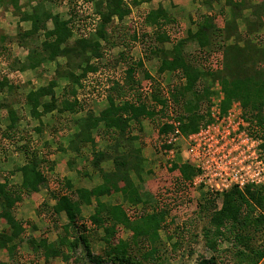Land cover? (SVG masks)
<instances>
[{
	"label": "trees",
	"instance_id": "16d2710c",
	"mask_svg": "<svg viewBox=\"0 0 264 264\" xmlns=\"http://www.w3.org/2000/svg\"><path fill=\"white\" fill-rule=\"evenodd\" d=\"M48 1L55 4L56 0ZM58 1L62 3L65 1L66 18L61 17L59 13L54 15L47 12L36 13L38 8H33L35 13L20 14V21H29L30 29L22 32L19 39H31L34 44L19 68L22 71L34 69L44 62L53 61L58 56L64 57L66 65L56 69L57 77L79 86L84 95L85 90L80 85V81H84L89 71L96 73L99 71L98 67L104 68V65L111 71L118 60L109 50L115 45L123 47L118 57L124 65L126 64V67L118 71L120 72L118 80H112L109 84V93L106 96L108 106L98 115L87 112L81 120L83 129L80 132L84 135L83 132L86 130L88 136L89 132L90 134L94 132V137L99 135L106 140V147L117 153L113 158L114 168L111 172L100 170L103 183L93 189H71L69 182L64 180L63 189L60 192H49L53 204L43 202L42 209L50 211L54 220L59 221L60 213H64L67 220L60 226L61 232L57 240L49 243L46 238L37 240L33 236L24 238L25 228L30 222L16 219L14 216L17 203L23 196L36 192L38 186L46 181L51 170L47 166L37 169L34 159L27 161L19 168L20 184L13 186L6 183L0 184V221L4 227L0 232V249H5L8 259L14 261L19 253L20 244L24 242L31 253L43 259L45 263L54 257H59L62 262L68 263L73 260L74 253L82 244L89 261L96 264L102 263L99 255L90 254L87 237L89 228L80 215V206L90 205L91 197H93L95 206L93 213L88 217L90 225L102 229L101 241L106 245V254L109 258L119 261L125 257L128 247V241L117 236L119 226L127 229L131 239L134 241L138 239L140 244L158 239V228L166 223L165 218L168 212L166 205L169 207V203H166L165 207L159 206L157 196H149L148 191H142L139 185L144 182L143 175L152 173L149 169L143 170L145 160L141 156V145L136 144L144 132L143 122H148L154 128L155 140L159 145L158 151L168 148L166 139L174 130L173 122H180L178 126L180 132L188 135L209 120L211 101L208 100V96L211 92L206 83L209 80L211 82L217 80L222 92L219 104L221 111L225 112L233 100L239 102L246 120H249L264 138V81L255 79V75L252 77L251 72L255 69H248L246 65L247 61L255 67L260 60L253 59L252 56L240 58L241 53L246 52L249 47L250 52H258L251 47L261 49L260 46H264L261 40L253 42L251 38L254 33L251 34L252 30L248 23L250 16L257 14L249 10L241 18L239 5L246 0H225L231 10V17L225 22V26L219 27L213 16L202 15L194 29L184 30V34L173 38L172 48L165 50L160 44L170 41V36L163 28L170 21H168V14L160 8L146 13L139 12L133 22L131 21L127 27H122L123 20L131 14L130 7L138 5V0H82L80 5H77L78 0ZM257 1L258 7L262 10V13L257 15L260 18L257 25L262 26L263 0ZM12 2L16 7L18 0H12ZM47 19H50L52 23L50 30L45 27ZM160 19L163 22L159 24ZM237 19L241 20V23L243 20L244 32L240 35L234 29L235 26L238 27ZM147 25L153 27L152 37L147 32ZM122 28H125L124 34H121L116 42H110V38ZM75 31L77 37L71 40ZM227 31L231 35L235 32L238 38L229 46L223 44L231 37L226 33ZM224 32L226 36L222 41L221 36ZM40 36L42 40L38 43L37 39ZM239 41L243 42L242 46L237 43ZM135 43H141L144 59L151 62L154 57L160 58L157 74L170 75L165 86L155 81L146 72L141 60L129 59V50ZM190 47L194 49L191 54L187 51ZM103 57L106 64L101 65L98 61ZM95 58L97 61L94 63L98 64V67L91 63V60ZM138 69L142 72L139 76ZM174 75L177 78L176 82H173ZM146 79L152 81L148 97L141 92V82ZM54 86L55 79H51L47 87L27 95L26 102L31 106L32 116L38 117L55 108L58 112L73 113L81 109L74 87H71L69 91L63 90L64 93H61L63 98L59 99V107H57ZM4 87L12 91L16 85L3 75L0 77V91ZM43 95H49L50 100L42 103L41 111L38 112L39 99ZM2 107H7L6 100H0V109ZM176 109L179 110L174 115ZM13 115L14 113L9 112V117ZM13 121H15L14 118L11 119V122ZM134 131H136L135 135L132 134ZM89 141L92 139L89 138ZM106 155V150L97 151L91 162L94 166H98L105 160ZM162 167L166 170V174L158 178L159 184L169 185L165 186L168 194L172 192V195L177 194L180 198L184 197L185 200L192 201L191 178L196 173L194 167L189 163L172 164L171 167L162 164ZM114 192L121 194L130 210L125 209L122 204L103 200V197ZM210 195L213 194L203 197L204 203L198 202L200 210L206 211L208 208L206 202L209 206L212 205L216 195ZM221 196L220 207L214 209L208 218L209 227L204 232L206 246L214 251L212 246L226 232L231 240L233 254L248 264H257L264 252L251 248L249 236H244L241 232L251 227V222L256 224L254 230L264 222V219L259 216L254 220L249 219V213L253 208L260 207L264 202V185L246 186L243 190L231 188ZM152 251L150 248L149 254Z\"/></svg>",
	"mask_w": 264,
	"mask_h": 264
},
{
	"label": "crops",
	"instance_id": "0c3cea01",
	"mask_svg": "<svg viewBox=\"0 0 264 264\" xmlns=\"http://www.w3.org/2000/svg\"><path fill=\"white\" fill-rule=\"evenodd\" d=\"M33 4V0H30ZM139 4L136 6H131V14H138L139 12H150L155 11L157 9H162L168 14V24L164 25V29L166 30V34H169L170 27L174 24L180 27L181 34H184V30L187 29H194L195 24L199 20L200 16H213L215 18V22L219 27L225 26V22H227L231 17V10L230 7L226 3H220V0H138ZM225 0H223L224 2ZM22 0H18L17 6H14L12 0H0V9H12L14 11L18 10L20 14L22 12H26L27 14L35 13L33 12V8H40L41 2H36L33 6H28L32 10H26L23 6ZM30 2V3H31ZM50 3V5H47ZM52 4V5H51ZM64 4V3H63ZM43 7L47 11V13L54 15L58 14L59 12L53 13V3L49 2L48 0H43ZM52 6V7H51ZM48 7V8H47ZM64 9L61 10L60 15L63 18H66V6L63 5ZM93 8V7H92ZM135 11V12H133ZM249 9L243 11L240 15L243 18L244 13L247 14ZM19 14V16H20ZM130 14V15H131ZM129 15V16H130ZM136 15L133 17L135 19ZM128 16V17H129ZM127 17V18H128ZM18 20L19 17H17ZM16 19V18H15ZM50 20V19H47ZM237 26L239 27V22L241 20L237 19ZM114 23H116V19H114ZM51 22V20H50ZM163 21L160 19L159 24ZM19 24H23L24 28H20L18 30V36L16 33V46L14 43L10 42L9 47L12 50V56L7 60H10L11 67L9 68L10 74H2L8 77L9 81L16 85L12 91L7 87H4L0 91V100H6L7 107H2L0 109V184L6 183L7 185H17L21 183V173L19 172V168L22 167L27 161L34 159L36 162V167L41 168L43 166L50 167V172L47 175L46 181L41 183L38 186V190L36 192H32L28 195L22 197L20 202H18L16 211L14 212V216L16 219H20L23 221H29V225H35V227H39L40 218L42 215V203L46 202L47 204H53V200L50 199L49 192L55 191L60 192L63 187L64 180H67L71 186V189H93L96 186H99L103 183L102 173L103 172H111L114 168L112 162L101 161L98 166H94L91 162L94 156V153L99 151L98 141L104 139L101 136H95L94 132H89L84 130V135L81 134V130L83 129L81 126V120L85 117L87 112H91L93 115H98V113L105 109L107 104V94L108 85L106 86V95L104 100L96 102L90 100L88 94H82V88L77 85L71 84L68 80L64 78L57 77L56 69L58 67H62L66 63V58L64 57H56L53 61L44 62L39 67L34 69H24L23 71L17 67L16 64L22 63L24 58L30 53L34 43H32L31 39L24 38L19 39L20 34L22 32L28 31L30 29V22L29 21H19ZM122 24L126 25L125 20H123ZM11 24H7L10 26ZM47 22H45V26ZM52 25V23H51ZM155 26V25H153ZM156 27V26H155ZM12 28V27H11ZM120 28V27H119ZM47 30L52 29V27L46 26ZM146 29H150L148 33L149 36L152 37V30L153 27L146 26ZM75 33V32H74ZM7 37H12V35L7 34ZM77 37L73 34L71 40H74ZM170 41H164L160 46H162L165 50H170L172 48V40L173 37H169ZM6 36L3 37L0 35V42L5 41ZM10 39V38H9ZM117 39V38H116ZM42 37L40 36L37 39V42H41ZM118 40V39H117ZM113 42V38H110V42ZM116 42V40L114 41ZM2 44V43H0ZM136 45V43H135ZM134 45V46H135ZM3 46V45H2ZM30 46V47H29ZM4 47V46H3ZM118 48V53L123 49L121 45H115L111 47L109 51L112 52L113 48ZM6 48V47H4ZM8 50V48H6ZM16 49V50H15ZM118 53L113 55L116 57L117 65H115V69H124L125 67H121L124 65L123 61L119 60ZM9 54V53H7ZM10 55V54H9ZM129 55V54H128ZM137 55V54H136ZM137 57V56H136ZM130 60H132L129 57ZM160 59V58H159ZM158 58H152L150 63H156L154 70L157 74V67H158ZM136 60H141L143 64L149 62L148 60L142 57V52L139 51L138 58ZM97 59H92L91 63H93L96 67L99 65L94 63ZM99 64L104 65L106 64V60L103 57L101 60L98 61ZM4 65V63H3ZM47 66V68L45 67ZM52 66V67H51ZM117 66V67H116ZM13 67V68H12ZM14 67H16L14 69ZM51 67V68H50ZM53 68V70H51ZM101 68V67H98ZM103 68V67H102ZM114 68L111 71H114ZM104 72H109V68L104 65ZM118 71V70H115ZM99 72V71H97ZM96 72V73H97ZM77 73V72H76ZM93 71L88 72L86 74V78H92L96 74ZM11 75V76H10ZM17 76H22V79L17 80ZM1 77V76H0ZM55 79V86L53 87L54 98L56 100V105L59 107V99L61 100L63 96L61 93L64 91H69L71 87H74L75 92L77 93L76 98L77 101L81 103V109L78 112H69L63 111L58 112L57 109H53L49 112L42 113L38 117H34L31 114V106L27 104L26 98L30 92L36 93L41 88H45L48 85L49 80ZM31 84H28V83ZM84 82V81H82ZM80 85L84 86L81 81ZM64 90V91H63ZM87 92V91H86ZM17 93V94H16ZM80 93V94H79ZM79 96H81L79 98ZM86 96V97H85ZM65 97V96H64ZM69 97V96H67ZM50 100L49 95H43L41 99H39L40 104L37 106L38 112L41 111V104L46 103ZM85 100V102H83ZM5 102V101H4ZM117 102V101H116ZM95 103L97 106L94 107ZM9 112L14 113V115L9 117ZM15 119V121L11 122V119ZM136 132V131H134ZM134 135V134H133ZM89 138L92 141H89ZM105 140V139H104ZM103 140V141H104ZM106 141V140H105ZM142 152V150H141ZM141 156L144 158L145 156ZM133 175V174H131ZM52 177V178H51ZM50 178V180H49ZM135 179V177H133ZM62 181V182H61ZM120 185L118 182L117 185ZM118 185V186H119ZM118 200V203L114 204H125L122 196L120 193H112L111 195H107L103 197L105 200L108 198H113ZM102 199V198H101ZM103 199V200H104ZM104 200V201H105ZM93 203L95 204L94 198L91 197L90 205H81V213L80 215L83 216L84 208L89 209V211H93ZM139 207V206H138ZM40 213V214H39ZM93 213V212H92ZM90 213L89 215H91ZM39 218V220H38ZM42 219V218H41ZM67 222L64 213L59 214V225H63ZM26 226L25 229L29 227ZM45 225V230L48 229L49 231L52 229L51 226L48 224H42V227ZM4 227L0 228V232ZM61 232V228L59 226L58 231L55 232L54 239L46 238L48 232H46L43 236H39L36 234L33 236L36 240L39 238H46L49 243L54 242L57 239V236ZM54 240V241H53ZM23 243L20 244V246ZM25 245V243H24ZM6 252L5 249H0V255ZM29 252V250H28ZM4 261V260H3Z\"/></svg>",
	"mask_w": 264,
	"mask_h": 264
},
{
	"label": "rangeland",
	"instance_id": "374dc122",
	"mask_svg": "<svg viewBox=\"0 0 264 264\" xmlns=\"http://www.w3.org/2000/svg\"><path fill=\"white\" fill-rule=\"evenodd\" d=\"M39 1H42L41 2L42 7L38 8L36 13L38 12L40 14L41 13L43 14L47 12L43 7L44 6L43 0H33V4ZM81 1L82 0H78L77 5H80ZM22 2L21 3L23 4V6L27 8L26 10H28L31 6H33L30 0H22ZM61 3L62 1L60 2L58 0L55 1V4L53 5V7L51 6L53 8V11H52L53 13L59 12L60 14L61 10L64 9L63 3H65V1H63L62 4ZM220 3L223 4L226 2L225 1L223 2V0H220ZM47 5H50V3H48ZM258 5L259 4L257 0H246L242 4L239 5V14L241 15L243 11L245 12V10L249 9L250 11H254L255 14L258 15V13H262V10L261 8L258 7ZM262 6L264 7V0L262 3ZM29 10H32V9L30 8ZM19 14L20 12L18 10L14 11L12 9H6V8L0 9V35H2L3 37L6 36L5 41L0 42L2 43L0 44V76H2V74L4 73L10 74L9 68L11 66L7 64H9L11 61L7 59L8 57L10 58L13 53H12L11 48L9 47V45L7 46V44H10V42L15 44L17 42L16 37L18 36V33H17L18 30H20V28H24L23 24H19L20 20H18L17 18L19 17ZM135 15L136 14L132 13L128 18L125 19L126 25L121 24V26L127 27L131 21L132 22L134 21L133 17ZM245 15L246 13H244L243 16ZM257 15H251L250 16L251 19L249 20L248 24L250 26L249 27L250 30H252L251 34L254 33L253 35H251V38L253 39L252 41L256 42L257 40H261V42L263 43L262 44L263 46L264 45V23H263L264 19L262 22V26L260 25L258 26L257 24L258 22H260V18ZM46 22H47L46 26L52 27L50 20H47ZM7 24L8 25L11 24L10 26L12 28L7 26ZM242 24H243V20H242V23L239 22V27L237 28L236 26L234 27L238 35L244 32V27ZM259 27L260 29H258ZM122 30L117 31V33L113 35L112 37L113 41L117 40L118 37L121 36V34L122 35L124 34L125 28H122ZM149 31L151 30L148 29L147 32ZM5 32H7V34L9 35H12V37H7V35H5ZM16 33H17V36H16ZM181 33L182 32L179 26L173 24L170 27L169 34L171 37L177 38L180 35H182ZM226 33L228 35L230 34L229 31H227ZM226 33L224 32V34L221 36L222 41L224 40ZM237 34L235 32L232 35L230 34L231 37H229L223 44L228 45V46L232 45L238 39L236 37ZM74 35L75 36L77 35L76 31ZM237 43L240 46L243 45L242 41L241 42L239 41ZM2 45L8 48V50L4 48ZM249 46H252V45H249ZM257 48L258 49L251 47L252 50H256L258 52H254V51L250 52L249 50L250 47H249L246 52L241 53L240 58L252 56L253 59L260 60L258 62L256 61L257 64L255 65V67L254 65H252L251 62H247V61H246V65H248L247 66L248 69L249 68L255 69L254 72H251V74H253L252 77H254L255 75V79H261L262 81H264V46L263 47L260 46L261 49H259V47ZM193 50L194 49L192 47L187 48V51L189 52V54H191ZM139 51L142 52L141 43H136V45L133 46L129 50V53H128L129 57L132 60H136L138 58ZM112 52H113L112 55H116L118 53V48L116 47L113 48ZM7 53H9L10 55ZM4 58H7V59H4ZM20 64L21 63L16 64L17 67H19ZM155 64L156 63H153V62L150 63V62L145 61V63L143 64V68L146 70V72L150 74L152 78L155 79V81H159V83L162 86H165L167 79L169 80L170 78V75L166 73L165 74L163 73L160 75L156 74L154 70ZM65 65L66 64L62 65V67H64ZM122 66L126 67V64L121 65V67ZM45 67L47 68V66ZM15 68L16 67H14V69ZM51 70H53V68ZM115 70L120 71L121 69L114 68L113 72L112 71L104 72L103 68H99V72H97L94 75V77L88 78V79L85 78L84 82H81L84 85L83 86L85 90L84 95L88 94L87 98H90V100L93 99L92 101L99 102V101L104 100L105 95H106V92H105L107 88L106 86L107 85L109 86L112 80H118V77L120 75V72L115 71ZM141 73H142L141 69H138L137 70L138 76L141 75ZM16 78L17 80L20 78L22 79V76L21 77L17 76ZM176 81H177V78L174 75L173 82H176ZM151 83L152 81H150L149 79H146L141 82V92L144 95H147V97L150 95L149 88L152 86ZM28 84H31V83L29 82ZM216 84H217V80L214 82H211L209 80L208 83H206L209 91L211 92V94L208 96V100L211 101V105H212V100L217 102L219 98L222 99L221 97L222 94L219 93L218 89L216 88ZM218 87H220L219 84H218ZM80 97L81 96H79V98ZM233 102H237V101L233 100ZM95 106H97V103H95L94 107ZM178 110L179 109H176L174 115H176V112ZM263 114H264V108H263ZM173 123H175L177 127L180 125V122L178 121L173 122ZM142 126H143L144 132L142 133L141 138L139 139V141L136 142V144L138 146L139 144L141 145V149H142L141 153L143 156H145L144 157L145 163L143 164V168H144L143 170L146 171L149 169L152 173L146 174L145 176L143 175V178H144L143 181L145 182V184L143 182L142 184H139V185L142 191H148L149 196H152V197L154 195L157 196L159 206H164L166 203L167 204L169 203V207L166 205L168 209L167 216L165 218L166 223L163 226L158 228V231H157L158 239H152L151 241L149 240V242L145 241L144 243H141V244L139 243L138 239H135V241L131 239V234L127 229L125 230L121 226H119V233L117 234V236L118 238H122L128 241V247L126 250L125 257L122 260L117 261L115 259L109 258L105 252L106 245H104L103 241H101V237L103 235L102 229L101 228L97 229V228H94L92 225H90L88 217H89V214L92 213L93 211H89V209L84 208L82 209L84 217L82 216L81 217L83 218V221L86 224V226L89 228L87 232V237H88V241L90 245L89 246L90 254L99 255L102 260V263L100 264H248V262L244 260H239L235 256V254H233L231 240L228 234H226V232L221 237H219V239H217L219 241H216L215 245L212 246L215 249L214 251H212L211 248L206 246L204 232L209 227L208 218H209V215L214 211V209L220 207L221 201H222L221 194L220 195L215 194L216 197L214 198V202L212 203V205L209 206V204H207L206 202V205H208V208L206 209V211L200 210L199 204H198L199 201L201 203L205 202L203 201L204 198H203L202 193H199V192L194 193L191 190V196H193L191 199L192 201H187L184 199V197L180 198L177 194L172 195V192H169L171 194H168L166 191L167 188H165V186L168 187L169 185L162 184V183L159 184L160 181L158 179L159 177H162V176L164 177V175L166 174L165 173L166 170L162 167V164L164 162V154L161 153V150L158 151L159 145L157 144L155 140V131L152 125L145 121L142 123ZM132 134L135 135L136 132H133ZM103 140L104 139L98 141V143H100L98 145V149L99 151L106 150L107 155L104 159L105 160L108 159L106 161L110 160L112 162V165L114 166L113 158H114V155L115 156L117 155V153H115L114 151H111L108 147H106L107 142ZM210 196H213V195H210ZM173 197L175 199H172ZM177 197H179V199H177ZM106 200L113 204L118 203V200L114 199V197L111 199L108 198ZM93 206H95L94 203H93ZM123 207L125 209L127 208V210H130L127 204H123ZM138 208H140V206ZM50 214H51L50 211L42 210V215H41L42 219L40 218L39 227H35L36 224L29 225V227L25 229V233L23 234L24 238H27L29 236H34L35 234L36 236L37 235L43 236L46 232H48L49 234H47L46 238L52 237L54 239L55 232L58 231V228L61 225H59L60 224L59 221L54 220ZM258 216L264 219V202L262 203L260 207H254L253 210L249 213L250 220H254ZM170 219H172V221H170ZM44 223L50 225L51 226L50 228L52 229L50 231L48 229L45 230L44 229L45 225L42 227V224ZM251 224L252 226L242 231L241 234L244 236L246 235L249 236L250 238L249 243H250L251 248L264 252V222L262 225H259L258 227H256V230H254L256 224H254L253 222H251ZM2 226L3 224L0 221V228ZM22 243L23 244L19 246V253L14 261L9 260L6 252H4L0 255V264H17V263L18 264H96L88 260L87 255L85 254L86 250L82 244L79 245L77 251L74 253V257L72 261L65 263V262H62L59 257H54V258H50L47 261V263H45V261L41 259L40 257L39 258L35 257L31 253V251L28 249L27 245L26 244L24 245V242ZM150 248L153 250L151 254H149L150 251L148 252ZM257 264H264V255Z\"/></svg>",
	"mask_w": 264,
	"mask_h": 264
},
{
	"label": "built area",
	"instance_id": "2783aa9c",
	"mask_svg": "<svg viewBox=\"0 0 264 264\" xmlns=\"http://www.w3.org/2000/svg\"><path fill=\"white\" fill-rule=\"evenodd\" d=\"M216 88L222 94L218 84ZM220 99L212 100L209 120L196 131L184 135L172 123L174 130L166 139L169 147L161 150L167 167L183 163L194 167L192 192L203 197L264 185V138L246 120L238 102L222 112Z\"/></svg>",
	"mask_w": 264,
	"mask_h": 264
}]
</instances>
